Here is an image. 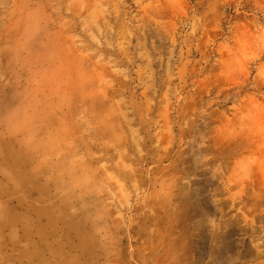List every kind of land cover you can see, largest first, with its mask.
<instances>
[{
    "label": "rangeland",
    "instance_id": "obj_1",
    "mask_svg": "<svg viewBox=\"0 0 264 264\" xmlns=\"http://www.w3.org/2000/svg\"><path fill=\"white\" fill-rule=\"evenodd\" d=\"M0 204L16 264H264V0H0Z\"/></svg>",
    "mask_w": 264,
    "mask_h": 264
},
{
    "label": "crops",
    "instance_id": "obj_2",
    "mask_svg": "<svg viewBox=\"0 0 264 264\" xmlns=\"http://www.w3.org/2000/svg\"><path fill=\"white\" fill-rule=\"evenodd\" d=\"M7 213L9 212H6V210L3 209L0 204V228L4 227V221H6L5 215ZM7 237H8L7 238L8 241L5 240L3 234H1L0 231V264H16V262L13 261V258L10 255L11 243L9 242H11L12 238L9 235H7ZM28 264H48V263L44 261H40L39 263L34 261V263L30 262Z\"/></svg>",
    "mask_w": 264,
    "mask_h": 264
},
{
    "label": "bare ground",
    "instance_id": "obj_3",
    "mask_svg": "<svg viewBox=\"0 0 264 264\" xmlns=\"http://www.w3.org/2000/svg\"><path fill=\"white\" fill-rule=\"evenodd\" d=\"M28 34H29V33H28ZM29 35H30V34H29ZM29 35H28V36H29ZM32 35H33V34H32ZM56 52H57V51L55 50V53H56Z\"/></svg>",
    "mask_w": 264,
    "mask_h": 264
}]
</instances>
